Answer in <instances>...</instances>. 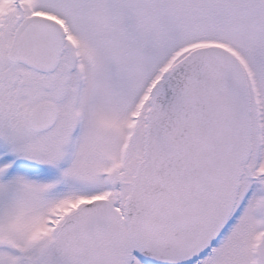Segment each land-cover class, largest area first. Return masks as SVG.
Masks as SVG:
<instances>
[{"label": "snow or ice", "instance_id": "1", "mask_svg": "<svg viewBox=\"0 0 264 264\" xmlns=\"http://www.w3.org/2000/svg\"><path fill=\"white\" fill-rule=\"evenodd\" d=\"M0 264H264V0H0Z\"/></svg>", "mask_w": 264, "mask_h": 264}]
</instances>
